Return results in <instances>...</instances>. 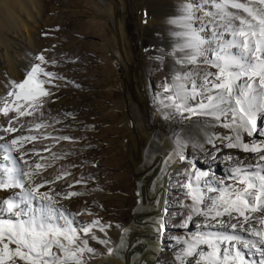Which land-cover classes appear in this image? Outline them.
<instances>
[{
    "label": "snow or ice",
    "instance_id": "6c2138e0",
    "mask_svg": "<svg viewBox=\"0 0 264 264\" xmlns=\"http://www.w3.org/2000/svg\"><path fill=\"white\" fill-rule=\"evenodd\" d=\"M201 2L209 7L202 8L193 0L184 8L182 19L186 21L183 24L186 31L179 35L186 39L180 49H189V52L177 63L197 67L204 64L215 71L176 72L172 83L165 85V92H170L166 99L171 102L165 107L173 108L185 119L208 117L230 129L231 135L205 134L206 143L216 149V154L209 153L213 160L218 157L219 143L228 149L255 153L256 161L249 163L236 158L228 177L233 183L224 184L221 180V187L215 186L210 179L201 182L202 177L210 176L209 171L197 170L189 176L184 187L188 189L186 195L191 198L192 205L182 226L190 228L195 214L205 220L203 225L196 227L218 230L190 232L182 241L184 247L176 260L179 264H264V163H261L264 161V7L258 6L264 5V0H258V4L252 0ZM197 11H203L207 19L194 27L193 21L199 20ZM36 60L40 63L31 65L24 79L13 81L6 97L0 98V114L9 117L10 112L16 113L9 118L7 127H0V132L19 131L13 126L19 117L36 112L43 117L42 98L52 94L45 85L56 87L53 81L61 77L42 67L49 63L43 54ZM50 63L54 65L55 61ZM197 96L203 99L190 105L189 101ZM48 126L43 120L34 124L37 130ZM244 134L249 137L255 134L257 139L245 141ZM37 139L36 135H19L0 144V191L18 189L0 200V264H85V253L95 251L89 246L87 237L105 243L92 231L93 228L104 231L105 226L99 220L77 223L74 217L81 213H70L58 206L57 197L69 199L81 193L56 192L51 188L40 191L71 173L38 180L39 170L46 166L29 164L24 159L27 151L19 157L13 155V152H20L25 142ZM0 140L5 137L0 136ZM176 143L180 159L187 160L183 155L187 142L177 138ZM193 146L204 147L198 142ZM225 159L233 157L228 155ZM82 181L83 178L74 184ZM257 213L259 215H255ZM251 251L259 253L260 259L248 260Z\"/></svg>",
    "mask_w": 264,
    "mask_h": 264
},
{
    "label": "bare ground",
    "instance_id": "6f19581e",
    "mask_svg": "<svg viewBox=\"0 0 264 264\" xmlns=\"http://www.w3.org/2000/svg\"><path fill=\"white\" fill-rule=\"evenodd\" d=\"M13 1L15 3L12 4H15L22 11L21 14L17 13V9H12V4L8 2L3 5L2 10L0 9V98L6 94L4 93L7 90L6 84L10 83L12 85L13 81H22L23 77L21 74L26 73L30 66L33 65L32 55L39 52L43 47V30L48 27L47 24L49 23L48 17L43 15V11L36 7V4H32L34 5L33 8L28 10L23 0ZM190 2H193V0H169L167 2L164 0L161 3L167 4L169 9L163 11V19L160 21H156L151 16L146 15L148 14L147 8H145L146 6L141 0H87L85 10H82V14L81 11L79 12L82 17L88 19L87 22L90 25V29L95 31L89 34L90 41L103 50L102 52L91 51L87 53L83 56V61L85 64L92 65L91 67L94 66V69L99 70L104 75V79H102L104 85L111 82L113 77L115 81L113 87L110 88L109 85V88L107 87L108 96L100 101H95L99 106L98 108L104 109L106 101H112L113 96L118 91L122 95L121 100L115 102L116 111H111V114L107 113L104 118L108 124L119 116L120 111H124L123 117L126 122L120 121L123 122V125L129 131L126 132L128 133V138L125 139L127 149L125 151L127 152V157L125 158L126 169L120 170L118 167L109 166L102 154L97 153L96 149L100 147V144L97 143V137L87 131L89 128H87L88 123L86 124L80 116L81 111L84 110L80 106L58 107L57 109V107H53V104L55 105L54 102L51 104L52 106L49 104V107L47 106L46 109L42 110L43 117L35 113L36 115H33L27 121L29 124L27 127H30L31 131L29 129L24 131L25 128L21 130V127L16 126L19 129L18 133L15 134L17 136L18 134L38 136L35 141L25 142L20 152L14 154L19 157L20 153L27 151L28 155L24 156V159L28 160L29 164L40 163L46 166L39 170L41 175L37 178L38 180L41 178L53 179L55 177V174L52 176L53 172L59 175L64 172L72 173V170L69 169V158H72L76 153L79 155L81 150L85 152L82 154L85 167L78 178H83L80 185L77 184V186L75 184V187H69L77 179L75 177L71 179V174L62 178L63 183L67 182L66 185H59L57 182L60 180H58L54 184L40 189L43 192L49 190L50 187L55 189L56 192L67 193L74 191L84 194V196L92 197L91 202L88 199H86L88 202H79L78 199L81 198L75 200L76 196H73L71 201H76L75 203H70V200L67 202L65 199L57 197L59 200L58 206L70 213H81V215L74 217L77 223L83 222L87 224L91 221L99 220L101 217L100 215L96 217L95 214L91 215L90 213L96 211L95 208L101 202L99 199L95 201V198L98 196L111 198L113 195L104 183L105 177L108 178L107 175L114 176V179L116 177L124 179V202H127V205L123 207L133 209L134 216L130 222L122 225L123 231L120 227H113V224L109 228L105 226L104 231L93 228L92 231L95 235L100 240L105 241V243H100L87 237L89 246L95 251L93 253H85V264H179L176 260V255L184 247L182 241L188 238L192 229V224L188 229L182 226L190 212L189 206L192 205V200L186 195L187 188L184 187V184L188 181L186 165L180 163V159L173 154V151H179L176 143L177 138L187 142L186 146L190 148V159L196 163L198 169L210 172V176L202 177L201 182L210 179L217 187L222 186L219 184L221 180L224 181V184L233 183L228 177L231 168L236 163V158L246 160L249 163H255L256 161L255 153L228 149L219 143L217 144V147L220 148L218 157L213 160L209 153L216 154V149L211 144L206 143L207 136L205 134L231 135L230 129L223 127L220 122L214 119L193 116L195 122L200 125L180 131L174 128L171 121L164 122L161 118V113L152 105L149 95L150 82H146L144 75L146 58L143 53H136L134 48V41L128 29L129 15L138 14L144 16L142 21L137 23L139 30L144 34L150 27L162 23L165 28L167 27L166 33H164L165 36L173 41V44L177 45V43H180L179 46H181L186 39L184 36L179 35L186 31L183 26L186 21L182 19L185 16L184 8ZM252 2L258 4V0H252ZM194 3L202 8L209 7L203 5L201 0H194ZM172 4L177 6V8H173ZM258 6L264 7V5ZM67 13L62 10L56 18L62 20L66 18ZM195 14L199 17V20L193 21V25L194 27H199L207 18L204 16L203 11H197ZM96 18H99L100 21H95ZM52 19L56 20L55 17ZM173 21H176V23H173ZM104 29L109 31L107 36L104 35ZM186 52H189V49H186ZM82 67L85 68V66ZM207 67V65L200 64L202 70ZM3 68H8L5 78L3 77L4 73H2ZM17 74H20L21 78H19V75L17 77ZM149 79L156 84L159 76L156 75ZM155 87L159 89L158 85ZM43 100L45 102V99ZM98 108L92 106V109H89L87 113L91 111L92 113H98ZM1 117L0 127H3L4 125L2 126L1 123L6 122V120L3 115ZM39 120H43L45 124L50 126L41 127L38 130L35 129L34 124ZM0 136L5 137V140H0V144L9 142L7 133L0 132ZM53 137H70L72 139H52ZM255 139H257L255 134L252 137L244 134L245 141ZM197 142L204 145L203 149L193 146ZM126 149L124 148V150ZM37 152L39 153L38 155ZM228 155H231L233 159H225ZM261 163H264V161ZM24 167L27 168V165H24ZM71 181L72 183H70ZM16 191L18 189L1 191L0 200L9 197ZM208 195H215V193H208ZM255 215H259V213ZM192 219H195L193 233L201 230H218L216 228L203 229L196 227L205 223L203 216L194 214ZM223 219L226 220L227 217H223ZM99 221L102 225L105 224V222L102 223L103 220ZM257 227L260 226L257 225ZM81 235L83 234L81 233ZM247 259L259 260V253L255 251L248 252Z\"/></svg>",
    "mask_w": 264,
    "mask_h": 264
},
{
    "label": "rangeland",
    "instance_id": "374dc122",
    "mask_svg": "<svg viewBox=\"0 0 264 264\" xmlns=\"http://www.w3.org/2000/svg\"><path fill=\"white\" fill-rule=\"evenodd\" d=\"M0 1H2L3 3V4L0 3V9L1 8L3 9V5L7 4V2L11 4L15 3V1L13 0H0ZM23 1L25 2L26 8L28 10L29 9L31 10V8H33V6L36 4L35 6L43 11V15L48 17L47 19L48 22L50 23V24L48 23L47 24L48 27H46L45 30H43V37H42L43 47L40 50L41 52L39 51L36 54H33L34 56L32 55L33 57L32 60L34 61L33 64L40 63V61L36 60V57L40 54H43L45 60L48 61L49 63L42 64V67H45L47 71L54 73L56 77H61L54 80V82L56 83L54 82L53 83L57 85L56 87L45 85V87H47L52 94L46 96V98L45 97L42 98L45 99V102L43 103V107L40 109V111L46 109V107L49 104L51 105L54 102L55 105L53 104V107L54 108L57 107V109L58 107L69 108V107L80 106L81 109H84L81 111L80 116L82 119H84L86 124L88 123L87 128L88 127L89 128L87 131L90 132L89 134L93 133L94 136L97 137V143L100 144V147L96 149L97 153L102 154V157L109 166L116 168L118 167L120 170L126 169L127 164L125 158L127 157L126 156L127 152L125 151H127V149L125 146V139L128 138V133L126 132L129 131L126 129L127 127L125 128V125H123V122H126V119L123 117L124 111H120L119 116H117V118L115 117L114 120L113 121L111 120L108 124L106 123V120L104 118L105 116H107V113L111 114V111L112 112L116 111L115 102L117 100H121V96H122L121 92L118 91L117 93H115V95L113 96L114 100L112 99V101L110 102L106 101V105L104 109L98 108L99 106L95 101L97 100L100 101L102 98L108 96V92H107L109 88L108 85L110 86V88L115 85L114 77L112 78V81L110 80L111 82H108L111 84L106 83L107 86L104 85L102 80L104 79L103 77L104 75L99 70L94 69L95 68L94 66L91 67L92 65L90 66V64L89 65L85 64V62L83 61L84 59L83 56L86 55L87 53L91 51H99V52L103 51L102 49H100L98 45H94L90 41L91 38L89 34H92L95 31L93 29H90V25L87 22L88 19L87 18L85 19L81 15L82 10H85L87 0H23ZM167 1L169 0H166V2ZM141 2L146 6L145 8H147L148 14L146 15L149 17L151 16V18L155 19L156 21L162 20L163 11L169 9V6L167 4L161 3L164 2V0H141ZM11 4L9 5L11 6ZM172 7L177 8V6H175L174 4H172ZM13 8L15 10L17 9L16 10L18 11L17 13L19 14L22 13V11H20L15 4H12V9ZM62 10L68 12L67 13L68 15L66 16V18H63L64 20L63 19L59 20L56 17L59 14V12H61ZM80 11L81 14L79 13ZM72 13H74L73 15H75L76 13L77 14L74 17H72L73 16V15L71 16ZM54 17L56 20L52 19ZM143 17H144L143 15L141 16L138 14H130L128 18V29L131 38L134 41V48L136 50V53L141 52L144 54L146 58L144 75L146 77V82L148 83L150 82L149 95L151 97L153 107L161 113L162 120L164 122L171 121L175 129L182 131L190 127L199 126L200 124L198 122H195L193 116H191L190 119H185L181 115L176 113L173 108L165 107V104L171 103L166 99V97L170 95V92H165L164 90L165 85L166 84L170 85L172 83V77L178 71L183 72L188 70H197L202 73L203 71L208 69H210L208 71H215V69H211L207 67L208 69L204 68L202 70L200 68V65L199 67H197L196 65H191V64L188 65L178 64L177 60L183 58L185 54L188 53L186 52V49L181 50L179 46L180 43H177V45L173 44L172 43L173 41H171L168 37L165 36L164 33H166L165 30L167 29V27L165 28V26L162 23H158L157 25L150 27L145 34L142 33L139 30L137 23L141 22ZM49 19H51L52 21L51 20L49 21ZM95 21L99 22L100 19L96 18ZM103 32L104 35L107 36L109 31L108 29H104ZM52 61H55L54 65L50 63ZM82 66H85V68ZM7 69L3 68L2 70V73H4L3 76L4 78ZM96 72H98L97 73L98 75L96 74ZM22 74L21 76L23 77L22 78L23 80L25 77L23 75L26 73H24L23 75ZM18 75L20 76V74H17V77H19ZM156 75L159 76V79H158V83L155 84V82L151 81L149 78H152ZM21 76L19 78H21ZM156 85L159 86V89L155 87ZM6 86H7L6 88L7 90L4 93H7L12 88V85L10 83L6 84ZM4 97H6V94L2 96V98ZM47 97L50 98L49 99L50 101L48 100ZM8 99L11 100L12 98L9 97ZM201 99H203V97L197 96L195 99L190 100L189 104L196 105L200 102ZM47 101L49 102L47 103ZM92 106L97 107L99 109V112L92 113L91 111L90 113H87L89 109H92ZM37 113L39 114V112H36V114ZM185 115L187 116L189 114L185 113ZM1 116L2 114H0V117ZM14 116H16V113L10 112L9 117H5L6 122L4 123L2 122L1 125L2 126L4 125L3 127H7L8 126L7 120H9V118ZM32 116L33 115L30 116L25 115L19 117V119L15 122L16 124L14 123L13 126L20 127L21 125L23 126L25 125L23 128H21V130H24V128H25L24 131L28 130L30 127H27L29 126L27 121ZM1 118L3 119V117ZM120 120L121 121L123 120V122H121ZM17 133L18 132L7 133L9 135V139H8L9 142L11 141V139L17 136L15 135ZM187 147L188 146H185L183 151V155L187 157V160L180 159V156L178 154L179 151H173V154L180 159V163L186 165V170H187L186 174L188 175V179H189V176L193 175L199 169L196 163H194V161L190 159V148ZM124 148L126 150H124ZM15 153L17 152H13V155ZM80 153L79 155H77L78 153H76L72 158H69L70 161L69 169L72 170V173L70 172L72 174L71 179L75 177L77 178L76 180H79L78 179L80 176L79 174L83 171V168L85 167L84 166L85 161L82 155L85 152L83 151L81 154ZM76 173L78 174V177ZM54 174L55 177L60 176L56 172L55 173L53 172L52 176H54ZM109 176L110 175H107L108 178L105 177L104 183L106 184L105 186H107L106 188L109 189L113 193V195L111 196V198H101L99 196L95 198V201L99 199V201L101 202H99L100 204L98 205L97 208H95L96 210L94 211L95 213L93 212L90 214L91 215L95 214L96 217L97 215H100L101 217L99 218L98 216V218L101 221L103 220L102 223L105 222V224H103L104 226L109 228L113 224V227L114 226L115 228L120 227V229L122 230L123 228L122 225H125L127 222L131 221V218L134 216V210L131 208H124L125 205H127V202H124L125 199L124 179L123 178L119 179L118 177H116L117 179L116 178L114 179L113 178L114 176L112 177ZM60 181L57 182L59 185L67 184V182L63 183L62 179H60ZM70 183H72V181ZM88 185L92 186L91 184ZM73 187H75V184ZM187 191L188 189H186V193ZM71 199H73V197L65 200L67 202H69L70 200V203H75L76 202L75 200L77 199L79 202L81 201L88 202V200L90 201L92 197H88L86 195L84 196V194L83 195L81 194V196L80 195L76 196L74 200L75 202L71 201ZM194 223H195V219H192L191 222L192 229L190 230L191 233L194 232L193 229Z\"/></svg>",
    "mask_w": 264,
    "mask_h": 264
}]
</instances>
